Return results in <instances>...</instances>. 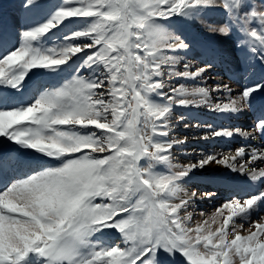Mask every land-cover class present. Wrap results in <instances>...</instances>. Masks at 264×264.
Wrapping results in <instances>:
<instances>
[{
    "label": "snow or ice",
    "instance_id": "snow-or-ice-1",
    "mask_svg": "<svg viewBox=\"0 0 264 264\" xmlns=\"http://www.w3.org/2000/svg\"><path fill=\"white\" fill-rule=\"evenodd\" d=\"M23 7L29 16L18 43L0 27V138L19 146L15 154L0 147V264H165L162 257L168 264H264V168L256 166L264 148L179 163L187 139L171 135L179 107L237 115L257 109L264 0H25ZM210 10L225 19L207 30L235 33L244 53L248 83L235 96L228 85L173 83L203 81L213 66L193 70L180 55L191 42L179 26ZM37 69L61 79L25 99ZM221 91L227 102H213ZM257 110L252 132L209 125L205 139L264 138V99ZM211 163L257 188L241 187L199 219L188 209L216 193L186 192L185 185Z\"/></svg>",
    "mask_w": 264,
    "mask_h": 264
},
{
    "label": "rangeland",
    "instance_id": "rangeland-1",
    "mask_svg": "<svg viewBox=\"0 0 264 264\" xmlns=\"http://www.w3.org/2000/svg\"><path fill=\"white\" fill-rule=\"evenodd\" d=\"M44 2L48 3V4H55V3H58L59 0H44ZM253 2H255V0H253ZM24 4H25V0H0V27L3 28V30L6 34L8 33L9 36L13 37V40H12L13 43H18L17 33L21 29V27L26 23V20L29 16L28 12L23 7ZM208 13H209V15H208ZM207 16L208 17L210 16V17L208 18ZM213 16H217L220 18L219 23H222L225 19L222 11L210 10L206 13V15H204V18L202 19V21L204 20L203 24L201 22L202 25L198 26L197 28L196 27H189V26H187L186 28H188L189 30L208 31L207 26L208 25H214L212 22V18H211ZM182 30H183L185 35L187 34L189 41L190 40L193 41V42H191L190 50L187 51V53H183V52L180 53V55L184 57V61L190 62L192 67H193V70H195L198 67L203 66L206 61H211L213 66L204 74L203 81L199 82V80H198V81L193 82V81L179 80L176 82L173 81V83L174 84L188 83L189 85H191L193 83H199L200 86H205V84H206L207 86H210L211 88H216L217 85H228L233 90V96L239 94V92L242 89V86L244 84L248 83V79L240 71V62H241V59L243 58L244 53H242L235 46V42L238 39L237 35L235 33H233V35L229 36L231 38V43H232V45H230L231 47H229V48H226L224 46L221 47V45L219 43H217L216 41H213V39H211L212 38L211 36L206 35L204 37V40L209 41V44H208L209 46L204 47V46H202V45H204V42L202 41L203 38H201L197 34L195 35L194 33H192V35H190L189 34L190 32H188L186 29H182ZM210 39H211V41H210ZM197 45H199V46H197ZM197 49H199V50H197ZM229 53L231 55H233L234 57L230 58ZM215 55L218 56L217 60L214 57ZM219 60L223 61V64H221L222 66L219 63L216 64V61H219ZM177 67L182 69L183 64H180ZM258 71H259V68H258ZM33 72L37 73V75L32 76V82H33L32 85L33 86H31L30 89L28 90L30 93L27 91V93H26L27 97L25 96L24 97L25 99L29 98L32 95V93L37 90L38 87H40L42 85H46V84L57 83L61 79V77L52 76V75H40L41 73L44 72V70L37 69V70H33ZM30 75H31V73H30ZM62 75H68V73L65 72ZM229 81H230V83H229ZM219 82H220V84H219ZM221 82H224V84ZM36 85H37V87H36ZM221 100H223L225 102L227 101L226 94L223 93L222 91L221 92H213V102H216V101L220 102ZM208 109H209L208 107H204V106H200L199 108L198 107H192V108L191 107H187V108L179 107V108L175 109L173 131H172L171 135L176 139H185V138L187 139V144L185 145V147L182 150L177 151V157H178L179 163H187V161L190 158H192L193 156H199L201 154L211 153V148H213V146H214V143H211V140L213 139V137H208L207 140L203 141L205 139V137L208 136V133H209L208 126L211 125V123H212L211 126L212 127L215 126L216 128L215 127L214 128L217 130H221L224 128L232 129L229 126L232 124L231 121H228L229 119L220 120L221 123L217 124L216 122L219 120V116L217 114L211 113V109H209L210 111ZM180 114L184 115V117H185L184 121H179ZM185 124H187L188 126L185 127ZM206 124L207 125L209 124V125L207 126ZM202 127H204V128H202ZM258 138H259V136H258ZM260 139H262L261 141H264V138L261 137ZM193 142H195V143H193ZM208 144H210V145H208ZM0 147H2L5 152H12L13 154H15L16 150L19 146L15 145L13 142H10L5 138H0ZM208 176H209V173L205 169H203L201 171H197L196 175L192 178V180L188 184L185 185L186 192H197L199 194H203L204 192L211 191V189H214L215 191H213V192H215L217 195L222 194L223 189L221 187H219V188H211L210 187V181L211 180H210V177H208ZM195 181H201V184L196 185L197 182H195ZM191 185L194 186L193 189L189 188ZM234 191H235V189L231 190L229 192L228 196L226 194V195H223L221 197L219 196V197L223 201H226L228 198L233 196ZM203 203H204L203 201H200V200L197 201L193 207L188 209V211L193 212V214L197 218L203 219V217L199 216V213L203 212L206 214L207 210H208L209 214H211V212H212L210 205H207L208 201H205L204 204ZM200 207H201V209H200ZM209 209H210V211H209ZM262 213H264V212H262ZM253 216L254 217H252V218H253V220H255L256 216L254 214H253ZM244 227L246 229L248 227V225L245 224ZM241 234L246 235L247 233H246V231H244V233L242 232ZM109 235H110L113 242H115V243L120 242L119 235L117 233H115L114 231L110 232ZM162 259L165 261V264H168V258L167 257H162Z\"/></svg>",
    "mask_w": 264,
    "mask_h": 264
},
{
    "label": "bare ground",
    "instance_id": "bare-ground-1",
    "mask_svg": "<svg viewBox=\"0 0 264 264\" xmlns=\"http://www.w3.org/2000/svg\"><path fill=\"white\" fill-rule=\"evenodd\" d=\"M209 15V13H208ZM211 16V15H210ZM209 16V17H210ZM208 17V16H207ZM208 17V18H209ZM212 18V22L214 25H219L221 23H219V17L217 16H213L211 17ZM11 19V18H10ZM204 21V20H203ZM203 21L200 20V25L203 24ZM202 22V24H201ZM186 28V26L184 27ZM205 28V27H204ZM188 31H192V33H194L195 35L197 34L198 36H200L201 38H203V42H204V47H207L209 46V41L208 40H204V37L207 35L211 36L213 39V41H216L217 43H219L221 45V47H226V48H229L231 47L230 45H232L231 43V38L228 36V37H225V36H221V35H218V34H214V33H211L209 31H197V30H189ZM8 34V33H7ZM190 34V33H189ZM233 35V34H232ZM187 36V34H186ZM194 36V35H193ZM238 37V36H237ZM9 38L11 40H13V37L12 36H9ZM210 39V41H211ZM235 39V38H234ZM200 43V42H199ZM211 44V43H210ZM218 44V45H219ZM191 45V44H190ZM215 46V45H214ZM219 47V46H218ZM196 48V47H195ZM203 48V47H202ZM233 48V47H232ZM231 48V49H232ZM207 49V48H206ZM213 49V48H212ZM199 50V49H197ZM208 50V49H207ZM224 52V51H223ZM228 56V55H227ZM229 56L230 58L234 57L233 55H231L229 53ZM213 57V56H212ZM215 59L217 60L218 59V56L215 55L214 56ZM225 57V56H224ZM240 59V58H239ZM213 60V59H212ZM225 62V61H224ZM219 63L220 65L223 64V61L222 60H219V61H216V64ZM231 63V62H230ZM225 64V63H224ZM219 65V66H220ZM232 65V64H231ZM217 66V65H216ZM222 66V65H221ZM220 66V67H221ZM225 66V65H224ZM217 72V71H216ZM215 74V73H214ZM244 74V73H243ZM222 77V76H221ZM220 79V78H219ZM223 80V79H222ZM216 81V80H215ZM176 82V81H174ZM200 82V81H199ZM212 82V81H211ZM33 83V82H32ZM202 83V82H201ZM224 84V82H221ZM228 83V82H227ZM230 83V81H229ZM228 83V84H229ZM199 84V83H198ZM209 84V83H208ZM218 84V83H217ZM220 84V82H219ZM178 85V84H176ZM206 85V84H205ZM33 86V85H32ZM35 86V85H34ZM37 87V85H36ZM33 88V87H32ZM36 89V88H35ZM29 92V91H28ZM27 93V92H26ZM30 93V92H29ZM28 93V94H29ZM238 95V94H237ZM26 96V94H25ZM29 96V95H28ZM27 97V96H26ZM261 99H264V98H261V97H258L257 98V109H258V106H259V101ZM217 102V101H216ZM225 102V101H224ZM227 102V101H226ZM192 108V107H191ZM199 108V107H198ZM203 108V107H202ZM201 109V108H200ZM257 109H252V110H249L248 112L246 113H241V114H225V113H217L213 110H211V113H214V114H217L219 116V120L216 122L217 124L221 123L220 120H223V119H229L228 121H231V125L230 128H232V130H235V129H241L243 130L244 132H252L253 128H254V122H255V118L256 116L258 115V110ZM209 110V109H208ZM210 111V110H209ZM208 116V115H207ZM212 116V115H211ZM214 117V116H213ZM180 121V120H179ZM225 121V120H224ZM212 122V121H211ZM215 122V121H214ZM207 125V124H206ZM209 125V124H208ZM207 125V126H208ZM212 125V123H211ZM220 126V125H219ZM205 127V126H204ZM202 127V128H204ZM215 127V126H214ZM213 127V128H214ZM227 127V126H226ZM216 128V127H215ZM218 128V127H217ZM206 129V128H205ZM208 129V128H207ZM204 130V129H203ZM207 135V134H206ZM259 138H258V136ZM261 136L258 134V133H253L252 136L250 137H244L242 135H239V134H235L233 137L231 138H227V137H213V139L211 140V143H214V146L213 148H211V153H217V154H224V155H227L228 153H235V151L240 148V147H245L246 149H250V148H264V141H261L262 139H260ZM207 139H204L203 141H205ZM202 141V142H203ZM210 141V140H209ZM195 143V142H193ZM200 143V142H199ZM210 143V144H211ZM208 144V145H210ZM256 166L258 168H264V163H261L260 161H257L256 162ZM205 170L209 173V176L210 177V187L211 188H219L221 187L223 190H222V194L220 195H215V198L213 199H202L200 201H203L205 203V201H208L207 205H210L211 207V210L213 213L221 204L222 202H224L222 199H220L221 196L223 195H226L228 196L229 192L233 189H235V191L233 193H236L239 191V189L241 187H243L245 189V191L247 192H255L256 191V188L257 186H254L253 183L251 181H248L246 182L245 181V178H244V175L243 174H239V173H236V172H232V171H229L227 169V167L225 165H222V164H217V163H211L210 165H208ZM203 179V178H202ZM194 182V181H193ZM197 182L196 185H199L201 184V181H195ZM206 182V181H205ZM190 189H193L194 186L191 185L189 187ZM189 189V190H190ZM211 191H215L214 189H211ZM217 192V191H216ZM220 196V197H219ZM199 201V200H198ZM202 203V202H201ZM203 203V204H204ZM202 205V204H201ZM209 207V208H210ZM201 209V207H200ZM207 210V209H206ZM204 211V210H203ZM210 211V209H209ZM262 212H264V210H262ZM207 213H208V210H207ZM206 213V214H207ZM209 214V213H208ZM264 214V213H262ZM255 215V214H254ZM254 217V216H253ZM200 219V218H199ZM253 219V218H252ZM244 233V232H243ZM247 233V232H246Z\"/></svg>",
    "mask_w": 264,
    "mask_h": 264
},
{
    "label": "crops",
    "instance_id": "crops-1",
    "mask_svg": "<svg viewBox=\"0 0 264 264\" xmlns=\"http://www.w3.org/2000/svg\"><path fill=\"white\" fill-rule=\"evenodd\" d=\"M187 27V26H189V27H198V26H200V21L199 20H197V21H195V22H189V23H187V24H185V25H180L179 27L181 28V29H188V28H184V27ZM188 31V30H187ZM188 32H191L192 33V31H188Z\"/></svg>",
    "mask_w": 264,
    "mask_h": 264
}]
</instances>
